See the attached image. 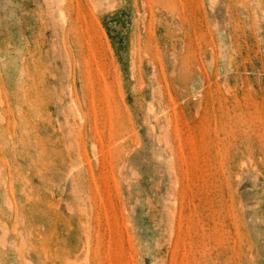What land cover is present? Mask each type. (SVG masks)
I'll return each mask as SVG.
<instances>
[{
  "label": "rangeland",
  "instance_id": "374dc122",
  "mask_svg": "<svg viewBox=\"0 0 264 264\" xmlns=\"http://www.w3.org/2000/svg\"><path fill=\"white\" fill-rule=\"evenodd\" d=\"M0 264H264V0H0Z\"/></svg>",
  "mask_w": 264,
  "mask_h": 264
}]
</instances>
